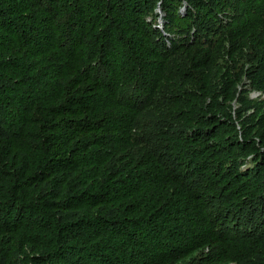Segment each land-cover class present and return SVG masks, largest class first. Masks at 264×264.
I'll return each instance as SVG.
<instances>
[{
	"label": "trees",
	"instance_id": "obj_1",
	"mask_svg": "<svg viewBox=\"0 0 264 264\" xmlns=\"http://www.w3.org/2000/svg\"><path fill=\"white\" fill-rule=\"evenodd\" d=\"M253 90L264 0H0V264H264Z\"/></svg>",
	"mask_w": 264,
	"mask_h": 264
},
{
	"label": "clouds",
	"instance_id": "obj_2",
	"mask_svg": "<svg viewBox=\"0 0 264 264\" xmlns=\"http://www.w3.org/2000/svg\"><path fill=\"white\" fill-rule=\"evenodd\" d=\"M161 23H162V21H161ZM251 95L253 96V97H258V96H262V97H264V93H262V91H260V90H253L252 92H251ZM244 167H246V164L244 165Z\"/></svg>",
	"mask_w": 264,
	"mask_h": 264
},
{
	"label": "water",
	"instance_id": "obj_3",
	"mask_svg": "<svg viewBox=\"0 0 264 264\" xmlns=\"http://www.w3.org/2000/svg\"><path fill=\"white\" fill-rule=\"evenodd\" d=\"M163 22V20H161Z\"/></svg>",
	"mask_w": 264,
	"mask_h": 264
}]
</instances>
